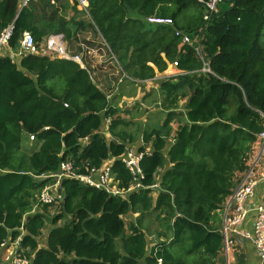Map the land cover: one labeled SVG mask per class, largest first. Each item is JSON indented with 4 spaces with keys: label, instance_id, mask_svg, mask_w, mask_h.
Instances as JSON below:
<instances>
[{
    "label": "trees",
    "instance_id": "16d2710c",
    "mask_svg": "<svg viewBox=\"0 0 264 264\" xmlns=\"http://www.w3.org/2000/svg\"><path fill=\"white\" fill-rule=\"evenodd\" d=\"M75 12L69 19L46 16L35 1L22 7L0 0V33L12 25L9 47L17 51L24 32L39 48L51 34L91 48L81 38L94 32L131 79L124 81L136 87L174 62L182 74L159 78L158 91L144 96L156 97L164 118L141 128L124 121L79 64L0 57V247L19 239L17 251L31 264H224L223 203L248 169L262 130L264 0L219 3L207 19L197 0H88L90 22ZM184 36L190 44H182ZM57 81L64 85L59 94ZM106 117L110 138L99 132ZM139 139L143 187L125 199L64 178L61 202H38L49 183L42 177L62 163L84 175L112 158L113 180L127 190L133 178L121 158ZM55 206L57 213L47 216ZM147 214L166 239L149 249ZM134 215L126 227L124 219ZM46 223L51 227L40 245Z\"/></svg>",
    "mask_w": 264,
    "mask_h": 264
},
{
    "label": "built area",
    "instance_id": "2783aa9c",
    "mask_svg": "<svg viewBox=\"0 0 264 264\" xmlns=\"http://www.w3.org/2000/svg\"><path fill=\"white\" fill-rule=\"evenodd\" d=\"M31 0H19L20 5L23 7L27 5ZM203 3L205 8L204 19H207L209 14H212L219 3L229 2L231 0H207L203 2L202 0H197ZM76 4L77 9L82 12L86 17L88 15V0H73ZM147 21L152 24H172L169 19H157L148 18ZM12 33V25H8L0 33V55L2 51H7V56L14 61L15 59L23 58L26 55L30 56H48L55 57L59 59H66L73 61L79 66L86 70L89 77L92 78V72L87 68L84 55L89 54L90 51L81 45L82 53L69 56L66 51V45L64 42V36L62 34H51L45 38L44 47L39 48L34 42L32 35L28 32H24L19 41V48L14 51L9 47V40ZM100 38V43L104 50L109 54V59L114 65L118 73V79L116 81L117 87L124 81V79H129L123 72L120 64L116 60L115 56L110 52L105 41ZM182 44H190L188 37H182ZM196 52L198 56L202 59L200 55L199 47H196ZM177 63H172L170 65V70L175 69L174 72H170L167 76L181 75L182 72L177 70ZM169 70V71H170ZM202 72L210 73V70L203 67ZM164 74L162 77H167ZM157 78V77H156ZM156 78L144 81L143 83L154 81ZM131 80V79H129ZM158 80V79H157ZM133 81V80H132ZM136 81V80H135ZM137 82V81H136ZM117 90V88H116ZM67 107L66 104H64ZM262 119V130L257 136L256 150L252 155L250 165L248 169L240 175L234 188L232 189L230 195L225 199L221 212V224H220V234L223 239V257L224 264H231L232 262V240L233 238H243L251 242L257 256L264 260V204L259 203L253 208L255 212L253 228L251 231H240L238 226L245 220L248 213L251 211L246 206V201L254 195V191L260 182L264 181V113H259ZM111 119L109 117L105 118L106 131L103 134L105 137L110 138L108 134V126ZM29 139L34 140V136L31 135ZM142 154L138 151H134L131 147H126V153L121 158V161L125 167L130 172L133 178V184L127 190L118 189L116 183L113 180L112 175V162L113 159L104 160L100 167L96 170H92L90 173L84 175H77L73 173L72 166L69 163H62L57 172L51 173L43 176L44 179H49V183L45 185L38 194V202L41 205H50L61 202L63 198L61 181L64 178L74 179L81 184H85L89 187L95 189L104 190L106 193L112 196H118L124 198L128 193L135 189H141L143 186L139 182L142 177V172L139 168V161ZM157 187V186H155ZM154 187V188H155ZM18 243L16 242V245ZM11 248V249H8ZM18 247H10L7 243L2 244L0 247V253L3 251L4 256L1 261L2 264H31V260L26 257L21 256L18 253ZM1 259V258H0ZM160 263V260H158Z\"/></svg>",
    "mask_w": 264,
    "mask_h": 264
},
{
    "label": "rangeland",
    "instance_id": "374dc122",
    "mask_svg": "<svg viewBox=\"0 0 264 264\" xmlns=\"http://www.w3.org/2000/svg\"><path fill=\"white\" fill-rule=\"evenodd\" d=\"M33 1L38 3L39 7L43 11H47V13H44L46 16H54L55 14H57L58 16H61V15H65L66 12L68 11L69 16L71 17V14L73 13L71 11V10H73V7L66 9L63 6V2H64L63 0H59V1L54 0V2H55L54 5H52L50 3L51 0H33ZM51 6H53V7H51ZM68 9H71V10H68ZM73 11H76V10H73ZM74 14H76V12ZM187 14H188V16H190V15H192V12L188 11ZM83 17H84V19L89 20L88 17H86V16H83ZM180 21H181V23L185 22L183 19H181ZM89 22H90V20H89ZM40 26L42 28L44 27V23L42 21L40 23ZM89 39H91L95 43L94 45H96L97 47H100L99 38L97 37L96 33L90 32L87 35H84V37L81 38V42H83V41L88 42ZM260 41L262 44H264V33H263L262 37L260 38ZM64 42L66 45L67 54L69 56L81 53V52H79L80 49L78 51L76 50V48L78 46L76 45L75 42H69V41H66L65 39H64ZM43 47H44V41H43L40 48H43ZM103 53L105 54V56H104V59H102V60L108 59V57H109L108 52L104 49H101L99 51V55L102 57ZM90 57H92V55L89 56L86 54L84 56V60H85V63L87 65H89L93 62V59H91ZM102 67H103L102 64H100V65L98 64V67L96 68V74L98 73L99 76H101V74L102 75L104 74L103 70L101 69ZM90 69L92 72L91 66H90ZM110 78H113V76L111 75ZM94 82L100 88L101 87L102 88L107 87L109 84H112L111 82L106 83L104 81H98L97 78L94 80ZM54 86H56L55 87V93H57V94H59L61 92V90L64 88L63 83H59L58 81L55 82ZM140 90L142 91V89H140L136 86H133L129 83H126L124 81L123 83L120 84L119 91H121V92L118 93L119 96H117V97L111 96V100L109 101V104L112 106H116L120 110L123 111L120 113V115L124 119V121H127L128 123H137L136 121L139 120L140 123H143V128L147 127L148 125H149V128H151L152 126H154V124H158L160 121H163L164 113L161 112L153 104L152 100L156 99V97L146 96L144 99H141V95H139V97L137 98L136 95L138 94V92ZM133 95H134V97H132ZM178 124L179 123L174 121L171 124L172 130H174ZM120 128H122V127H120ZM134 128H136V125L132 124L129 127H126V130L131 132V131H133ZM29 141H31V140L29 139ZM55 213H57L56 206L55 207H49L46 215L49 217H52L53 214H55ZM134 216H132L130 219H128V218L124 219L126 227H128V223L130 220H132L134 222L138 218L137 216H135V217ZM62 222H64V220ZM59 224H61V222ZM142 225H143V230L145 233L147 231H149L150 234L147 235V237L152 241V245H154L156 243H161L162 240H166V239L159 238V234L163 233L164 229L159 225V223H158V221L154 215H150V214L145 215L144 218L142 219ZM49 227H51V225L49 223H46V225L44 226V228L41 232V238L42 239H41L40 245L43 244L42 242H44V238L46 237V234H47ZM18 241H19V239L16 240L14 243H7V244L10 247H12V246L15 247L16 242L18 243ZM16 246L18 247V244ZM8 249H11V248H8ZM3 256H4V253L2 251L0 253L1 261L3 259Z\"/></svg>",
    "mask_w": 264,
    "mask_h": 264
},
{
    "label": "crops",
    "instance_id": "0c3cea01",
    "mask_svg": "<svg viewBox=\"0 0 264 264\" xmlns=\"http://www.w3.org/2000/svg\"><path fill=\"white\" fill-rule=\"evenodd\" d=\"M63 1H64L63 6L66 9L73 7V10L75 8V10L77 12L82 13L77 9L76 4L73 2V0H63ZM32 2H33V0H32ZM50 3L52 5L55 4L54 0H51ZM68 10H71V9H68ZM73 10H71L73 12L71 14V17H73L74 13H75V11H73ZM61 16L64 17L65 19L71 18L68 14V11L66 12L65 15H61ZM44 26H45V24H44ZM45 38L42 40L40 45H42L43 41H45ZM89 40H90V43L92 45L95 44L91 39H89ZM99 44H100V47H97L96 45H94L91 48L87 47V49L90 51V53L87 55H89V56L92 55V57H90V58L93 59V62L91 64H89L92 68V78H90V77L89 78L92 81V83L95 84L105 94V98L107 99V101L109 103V101L111 100V96L117 97V96H119L118 93L121 92V91H119L120 85L117 87L116 82H115L118 79V73H117L116 68L114 67V65L112 64V62L110 61L109 58L106 60H102V59H104L105 54L103 53L102 57L99 55V51L101 49H103V47L100 43V38H99ZM76 45L78 47H80V48L77 47L76 50L78 51L80 49L79 52L82 53L81 45H79L77 43H76ZM5 55H7L6 50L2 51V54L0 55V57L5 56ZM21 59L22 58L15 59L13 62L18 63ZM98 64L99 65L102 64V66H103L101 69L103 70L104 74L103 75L101 74V76H99L98 73L96 74V68L98 67ZM89 65L86 64L87 68L91 71ZM169 70H170V67H168V69L164 72V76L165 75L167 76L168 74H170V72L175 71V69H173V68L170 71ZM110 74L113 76V78H110V76H111ZM156 77H155L156 79L154 81H149V82L143 83L138 87V88L142 89V91L140 90L138 92V94L136 95L137 98L139 97V95H141V99H143L146 94L158 91V84L156 83V81H157V79L161 78L162 75H156ZM96 78L98 81H104L106 83L111 82L112 84H109L107 87H103V88L101 87L100 88L94 82V80ZM116 88H117V90H116ZM132 97H134V96H132ZM104 122H105V118H103L102 126H101L100 131H99L100 134H102V135L105 134V131H106V127H105ZM136 122H137V125H140V127L143 128V123H140L139 120H137ZM140 143H141V140L139 139L138 142L133 147L134 151L137 152L138 147L140 146ZM259 203L264 204V181L259 183V185L256 187V189L254 191V195L246 201L245 204L251 211L248 213L245 220L238 226V230H240V231H251L252 230L254 217H255V212L253 211V208L256 205H258ZM149 241H150V244L148 246V249L152 246V241L150 239H149ZM15 247H17V246L15 245ZM231 264H264V260H261L257 256V254L254 250V247L250 241L239 237V238H233V240H232V262H231Z\"/></svg>",
    "mask_w": 264,
    "mask_h": 264
},
{
    "label": "water",
    "instance_id": "95a60500",
    "mask_svg": "<svg viewBox=\"0 0 264 264\" xmlns=\"http://www.w3.org/2000/svg\"><path fill=\"white\" fill-rule=\"evenodd\" d=\"M156 189H158L157 187H155Z\"/></svg>",
    "mask_w": 264,
    "mask_h": 264
}]
</instances>
